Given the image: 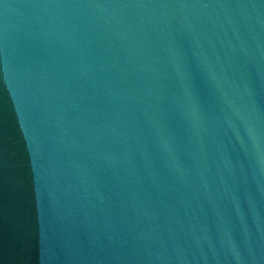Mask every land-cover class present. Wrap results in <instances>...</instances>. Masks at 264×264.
I'll return each instance as SVG.
<instances>
[{"label":"water","instance_id":"obj_1","mask_svg":"<svg viewBox=\"0 0 264 264\" xmlns=\"http://www.w3.org/2000/svg\"><path fill=\"white\" fill-rule=\"evenodd\" d=\"M0 264H264V0H0Z\"/></svg>","mask_w":264,"mask_h":264}]
</instances>
